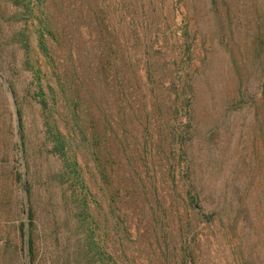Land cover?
Segmentation results:
<instances>
[{
    "label": "rangeland",
    "instance_id": "rangeland-1",
    "mask_svg": "<svg viewBox=\"0 0 264 264\" xmlns=\"http://www.w3.org/2000/svg\"><path fill=\"white\" fill-rule=\"evenodd\" d=\"M192 2L188 12L184 0L48 1L58 28L55 60L70 71L71 96L82 101L89 89L116 123L108 138L110 161L119 164L116 207L126 212V247L113 243L114 205L101 191L86 195L107 264L115 255L118 264H185V257L264 264V0ZM9 23L0 17V31ZM66 30L72 37L64 38ZM0 49V68L21 91L22 116L19 125L9 84H0V264H77L84 229L71 201L53 204L44 191L47 167L58 163L36 140L40 111L25 92L20 53L14 65L13 47ZM80 155L94 173L83 147ZM195 170L226 209L211 221L189 206L187 177ZM24 224L26 234L32 230L31 251Z\"/></svg>",
    "mask_w": 264,
    "mask_h": 264
},
{
    "label": "trees",
    "instance_id": "trees-1",
    "mask_svg": "<svg viewBox=\"0 0 264 264\" xmlns=\"http://www.w3.org/2000/svg\"><path fill=\"white\" fill-rule=\"evenodd\" d=\"M48 1L2 0L4 5L0 10V17L3 21L10 23L6 25L8 31H0V47L3 44L13 47L11 60L14 65H17L18 62L16 54L20 53L21 68L25 70L21 72L25 73L28 79L25 92L40 111L38 123L40 136L36 137V140L44 149L46 156L58 163L57 167H51L50 165L47 167L45 172L47 181L44 191L53 204L71 201L74 205L71 208H74L73 210H75L79 220V228L84 229L82 232L84 234L83 239L78 245L79 252L76 253L74 259L77 264H107L108 254L102 247V241L98 240L99 238L96 236L95 223L88 215L86 195L96 197V194L101 191L108 199L107 201L114 205L112 233H114L115 239L113 243L126 247L128 244L126 241H129L130 236L125 234L126 232L121 234V231L127 228L124 226V219L121 218V214L126 216V212L124 207H116L119 195L118 186L120 185L115 177H118L119 164L117 160L110 161L112 155L108 137L112 134L115 121L110 120L109 112L105 110L104 105L95 102L94 92L89 89L83 91L84 81L78 79L79 85L81 84V91H83L82 101L77 102L71 96V89L65 83L69 80V76L71 77L70 71H64V67L57 64L55 60L58 28L53 13L50 11V6H48ZM210 3L216 5L217 0H211ZM193 4L192 0H184V6L188 12L194 9ZM227 6L230 8L233 5L230 3ZM216 14V16H220L217 12ZM63 34L64 31L61 36ZM72 34V32L66 30L64 38L72 37ZM33 38L34 48L32 46ZM67 44H69V41ZM4 54L0 49V57ZM6 72L0 68V84L2 86L9 84V90H5L10 92L17 120L21 125L22 116L17 101L21 91L18 89L16 81L8 79ZM12 72L14 73L13 77L19 75V71ZM263 84L264 81L262 86ZM190 117L189 112L188 122H190ZM100 122H103L105 126L103 132L99 130ZM31 139H33L32 135L29 136L30 142ZM112 140L115 141V139ZM20 142V158H24L26 156L25 134L21 136ZM81 147L89 154L94 173H91L88 168L82 165L80 160ZM106 162H110V164ZM27 170L28 180L25 179V183L27 184L29 200L32 201L35 185L30 180V168L28 166ZM196 171L193 172V175L187 177L189 186H187L186 194L189 199V206L194 212L200 213L211 221L226 209L225 207L220 208L219 202L212 200V194L205 185H202ZM186 176L182 175L181 180H186ZM16 179L22 182V175L20 174ZM96 179L99 180L101 186L97 185ZM107 194H109L108 197ZM59 208H61L60 205L55 212L58 213ZM32 213L34 214L31 211V215L29 214L28 217L29 227L32 226ZM21 229L22 236H24V239L26 238L27 246H29L30 251L33 250L32 230L28 229L26 234L25 224ZM185 258V264H195L189 261L187 257ZM118 259L120 257L117 255H115V258L112 256L111 264H118ZM63 262L64 264L71 263L70 260H64Z\"/></svg>",
    "mask_w": 264,
    "mask_h": 264
}]
</instances>
